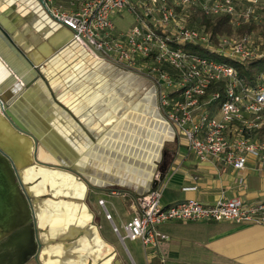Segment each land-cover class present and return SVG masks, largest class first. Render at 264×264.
<instances>
[{
	"label": "crops",
	"instance_id": "crops-1",
	"mask_svg": "<svg viewBox=\"0 0 264 264\" xmlns=\"http://www.w3.org/2000/svg\"><path fill=\"white\" fill-rule=\"evenodd\" d=\"M57 4H63L64 9L71 8L66 0H53V5ZM28 12L32 14V21L27 20L20 24L3 12H0V17L5 20L4 25L8 32L30 55L43 56L41 49L48 46L46 33L50 30V25L31 10ZM115 23L118 30L124 31L131 24V17L127 13H122L115 17ZM59 30L65 31L64 28ZM1 42L0 45L6 48ZM15 60L19 62L18 58ZM100 61L102 63H98ZM41 69L43 77H38L30 86L21 88L22 94L8 106L26 129L36 137L40 143V153L57 158L63 164L72 165L79 171L88 167L92 160L105 159L107 122L122 108L120 102L123 94H129L130 91L138 93V90L130 88L128 74L95 57L87 47L77 42H70L62 54H58L56 59L49 61ZM0 70L6 71L0 79V85L7 92L13 91V88L18 89L17 82L7 83L11 73L1 59ZM24 75L32 77L30 72ZM147 92L127 105V112L131 109L134 111H131L132 118L138 120L142 116L144 119L147 105L144 107L142 103ZM136 105L137 109H133ZM147 108L151 109V105L149 104ZM149 116L153 123L161 125L164 122L171 131V135L163 138L160 145L164 149L166 143L169 146V149H166L169 158L167 168L163 178L156 185L163 189V204L169 205L194 198L209 205L219 198L236 196L246 202L264 201L263 164L249 157L242 170H235L214 159L201 161L188 150L172 125L153 113ZM125 117L127 120L128 113ZM119 119L120 124L125 126L122 124L124 115ZM154 146L155 144L152 148ZM16 151L19 158L24 157L23 150ZM151 154L152 158L157 156L154 151ZM123 155L127 156V153ZM137 156L139 155H136V158ZM141 163L144 164L145 161L142 160ZM98 166L104 172L111 170L110 163L104 165L101 163ZM23 170L24 181L33 183L36 176L34 172L39 170L29 165L24 166ZM45 171L42 170L41 173L44 175ZM152 175L153 172L147 182H135L141 189L138 192L149 189L148 183L151 181L153 184L154 180ZM240 176L244 179L243 183H238ZM43 181V185L48 183L44 178ZM95 182L102 184L108 181L98 178ZM43 185L31 184L28 187L34 195L39 196L44 190L47 191V186ZM136 194L138 193L130 197L133 198ZM41 200L44 203H37L35 206L39 209V218L44 224L42 231L44 236L46 232L51 235L63 233L71 224L78 229L86 230L72 240L78 243L71 248L64 247L65 242L45 243L40 249L39 258L42 264H89L91 263L89 256L100 258L104 255L107 257L102 264L126 263L125 257L118 253L104 235L98 216L95 220L98 227L91 224L92 216L88 214L84 205L64 200L51 202ZM47 203L53 207H48ZM131 205L132 201L129 204L132 214L128 220L133 215ZM88 206L95 212L90 203ZM8 207L11 208L10 205ZM159 228L168 235V239L159 241L156 252L151 248L146 250L143 248L146 264H161V257L165 259L164 264H264V224L169 221ZM112 249L114 252L110 253ZM87 254L89 256L85 257ZM44 255L46 259L43 258Z\"/></svg>",
	"mask_w": 264,
	"mask_h": 264
},
{
	"label": "built area",
	"instance_id": "built-area-1",
	"mask_svg": "<svg viewBox=\"0 0 264 264\" xmlns=\"http://www.w3.org/2000/svg\"><path fill=\"white\" fill-rule=\"evenodd\" d=\"M44 1L95 57L151 81L162 117L199 160L214 159L235 170H242L249 157L264 165V74L249 84L232 65L188 50V45H197L239 62L262 57L264 42L256 46L252 34L212 39L198 16L192 20L191 15H228L234 27L261 24L264 0H66L70 10ZM122 13L131 17L124 31L115 23ZM243 182L240 176L238 183ZM162 190L155 187L133 196V215L122 224V232L105 200H98L122 243L139 240L145 250L156 252L159 241L168 239L159 227L169 221L264 224V201L236 196L209 205L194 198L165 205Z\"/></svg>",
	"mask_w": 264,
	"mask_h": 264
},
{
	"label": "water",
	"instance_id": "water-1",
	"mask_svg": "<svg viewBox=\"0 0 264 264\" xmlns=\"http://www.w3.org/2000/svg\"><path fill=\"white\" fill-rule=\"evenodd\" d=\"M27 9L49 23L50 30L46 33V41L49 47L47 46L41 49L43 51V56L30 55L26 49L16 42L10 32H8L4 25L6 23L5 20L0 17V40L6 45V48L0 45V59L11 73L7 83L17 82L19 85L18 89L13 88V91L9 92L0 85V163L4 166L7 165V167L10 166L11 170L16 173V176L19 177L17 183L21 185L27 198L32 196V192L24 185V166H35V168L39 170L34 172V175H36L35 180L37 178L39 179L38 183H40V185L44 184L41 171L47 170V178L50 179V181L49 184H45L47 186V191L44 190L42 192V195H46L47 192L49 193L45 199L49 200V202H51V200H64L84 205V207L87 208L88 214L92 216L91 224L98 227V224L94 221L95 214L85 201L90 187V177L81 173L72 165L63 164L62 161L57 158L52 157L54 159L52 162L41 159V153L39 151L40 143H38L36 137L26 129L24 124L8 108L9 104L17 98V96L22 94L23 90L21 88H26L38 77H43L42 67L49 61L56 59L58 54H62L70 42L79 43L73 38L72 30L64 26L51 13L44 0H0V12L10 16L17 24L26 22L27 20L32 21V14L28 12ZM61 28H64L65 31H58V29ZM88 46L95 54H100L99 51L94 50L92 45L88 44ZM16 58L19 59V62L15 60ZM98 63H102V61ZM24 72H30L32 77L24 75ZM16 150H23L24 157L19 158ZM166 168L167 163L163 162L159 168V178L153 180V184H151L149 189L156 187L158 181L163 178ZM2 181L4 184L0 183V209L1 211H5L8 205H15L16 210H14L17 215H11L9 217L4 214V216L0 217V229H3L0 235V264H42L39 258L42 245L49 242H65L64 247L71 248L78 243V241L74 242L72 240L76 238L79 233L86 232V230H82L81 228L78 229L75 225L71 224L63 233L51 235L49 232H46V237L44 234L38 236L39 234L34 231L36 227H33V224L37 222L40 224L39 209L36 206L32 207L33 214L31 215V212L29 213L24 207V198L19 200L16 198L17 196L20 198V196L17 195L18 189L15 185V179L13 181L11 179L12 184H14L13 187L8 181ZM63 181L66 185L61 186ZM58 185L61 187H57ZM148 190L138 194L146 193ZM12 193L14 194L9 196V194ZM42 201L43 200L40 201L41 204L44 203ZM34 203H37V200L34 199ZM47 206L53 207L48 205V203ZM45 214L48 216L47 212H45ZM14 219L15 222L11 223L13 225H9ZM113 252L114 249L110 250V253ZM87 256H89V254L85 257ZM89 257L91 259V263L89 264H102L107 256L104 255L100 258H95L93 256ZM43 258L46 259V256L44 255ZM115 263L118 262L115 261Z\"/></svg>",
	"mask_w": 264,
	"mask_h": 264
},
{
	"label": "rangeland",
	"instance_id": "rangeland-1",
	"mask_svg": "<svg viewBox=\"0 0 264 264\" xmlns=\"http://www.w3.org/2000/svg\"><path fill=\"white\" fill-rule=\"evenodd\" d=\"M263 17L264 15L262 16L261 21H263L264 23ZM252 36L254 44L256 46H258L261 41L262 43L264 42V38L260 34H253ZM108 63L112 67L122 70L126 74H128V83L130 85V88L133 87L135 90H138V93H133L132 91H130L129 94H123V98L120 102L122 108L114 114L112 119H109V121L107 122L108 129L105 143V151L107 153V157L105 159L98 158L97 161L96 159L92 160L91 164L88 167L80 171L84 172V174L86 175H90L91 180L93 179L95 181L99 178L101 180H106L109 182H103L102 184L97 182L98 185L100 184V187H102V190L104 191H91L88 199L90 205L94 208L97 216L99 217L100 225L102 231L104 232V235H106L108 240L114 245L118 253L125 257V264H146L141 242L139 240L132 241L129 239H125L122 243L118 236L114 232H112L111 223L105 219L104 212L101 206L98 204V200L101 198L105 200L106 209L111 214L113 222L120 228V231L122 232V224L127 221L129 216L132 214L131 210L129 209V204L132 201L130 195L144 192H138L141 189L137 187V184H135V182H147L152 172V179L159 178V168L162 165L161 159L163 149L160 146L159 148H157V150H155L156 146L152 148V145H156L157 140L161 136V141L159 140V143H161L160 145H162L163 138L167 137L166 135H168V133L171 135V131L167 129L168 126L165 125L164 122H162L161 125H158L150 120L149 114L153 113L152 109L150 108L146 107L144 119L141 118L142 116L139 117L138 120L132 118V112L134 111H132L131 109L132 112L130 110H128L127 112V105L138 100L142 94L144 95V93L148 91V87L146 86V88L143 89L139 88V86L135 82L137 78H141L142 76L126 69L120 68L119 66L114 65L110 62ZM143 78H145L150 83L149 84L147 82L149 86H152V83L149 79H147L146 77ZM156 111L157 114L159 113L161 115L160 111L157 108V104ZM127 113L128 119L126 120L125 115ZM122 115H124L125 118L124 120L122 119L124 122H122V124H125V126L121 125L119 121V117H121ZM164 147L165 150L169 149L167 143ZM152 151L156 152L157 156H155V158H152L151 154L149 162H147L145 158L142 159V157L140 156H137L138 158L134 157L135 153L136 155H142L146 152L152 153ZM125 153H127V156L123 155ZM142 160L145 161L144 164L141 163ZM101 163L102 165L110 163L111 170H106V172L102 171L103 169L98 166V164ZM147 186L148 188L151 187V181ZM110 192H113L114 194H111ZM124 193L127 195L129 194V196H126ZM117 257L120 258L119 255Z\"/></svg>",
	"mask_w": 264,
	"mask_h": 264
},
{
	"label": "trees",
	"instance_id": "trees-1",
	"mask_svg": "<svg viewBox=\"0 0 264 264\" xmlns=\"http://www.w3.org/2000/svg\"><path fill=\"white\" fill-rule=\"evenodd\" d=\"M196 18L198 19V22L204 26L205 30L211 35L212 39H215V37L218 35L229 36L233 34L238 36L244 34H260L264 38V23L256 24L254 22H250L242 24L238 27H234L231 24L230 16L228 15H223L216 18H207L204 16H199V13L197 12H193L191 19L195 20ZM188 50L200 56L210 57L216 61L232 65L236 69L239 77L244 79V81L249 84H253L258 77L264 74V55L259 58L250 59L246 62H239L229 57L217 55L216 53L210 52L197 45H188Z\"/></svg>",
	"mask_w": 264,
	"mask_h": 264
},
{
	"label": "flooded vegetation",
	"instance_id": "flooded-vegetation-1",
	"mask_svg": "<svg viewBox=\"0 0 264 264\" xmlns=\"http://www.w3.org/2000/svg\"><path fill=\"white\" fill-rule=\"evenodd\" d=\"M143 77H141V78H137L136 79V83H137V85L139 86V88H146V86L148 87V92H147V94H146V96L144 97V100L146 101V103H145V106L147 105H151V109H152V112H153V114L154 115H156V116H159V117H161V115L158 113L157 114V111H156V96H155V93H154V90H153V87L150 85L149 86V82L145 79V78H143ZM149 84H148V83ZM146 106V107H147ZM161 119L163 120V121H165L162 117H161ZM167 129L168 130H170L168 127H167ZM161 148L163 149V152H162V163L164 162V163H167L168 161H169V158H168V152L161 146ZM160 148V149H161ZM88 176V175H87ZM11 179H12V181L15 179V185H16V187H17V189H18V194L17 195H19L20 196V198L17 196L16 198L19 200V199H21V198H24V203H25V208H26V210H28V212L30 213L31 212V215L33 214V210H32V207H34L37 203H40V201H41V199H45L46 198V196H48L49 195V193L47 192L46 193V195H42V192H41V194L39 195V196H37V195H34V193L32 192V196H30L29 198H27L26 197V194H25V191L21 188V185L19 184V183H17L18 182V180L17 179H19V177H17L16 176V173H14L12 170H11V167L10 166H8L7 167V165H2L1 163H0V183H2V184H4L3 183V181L2 180H4V181H8L9 182V184L11 183L12 184V181H11ZM20 180H21V177H20ZM38 178L36 179V180H34L33 181V183H30V182H25L24 180V185L26 186V187H28V186H30L31 184L32 185H35V186H37V185H39L40 186V183H38ZM101 184V183H100ZM100 184L98 185V183H96L93 179L92 180H90V187H89V189H88V192H87V196H86V198H85V201H86V203H87V205L89 204V201H88V199H89V195H90V193H91V191H100V190H102V187H100ZM7 185V184H6ZM13 185L14 184H12L11 186L13 187ZM28 190H29V187H28ZM30 191V190H29ZM16 193H17V190H16ZM14 193H12V194H9V196L10 195H13ZM22 195V196H21ZM34 199L35 200H37V203H34ZM12 202H14V201H12ZM20 202V201H19ZM17 204V203H16ZM7 207V206H6ZM90 208V207H89ZM16 210V207H15V205L14 206H11V208L10 207H7L6 208V210L5 211H1V209H0V211H1V213H2V216H4V214L6 215V216H13V215H17L16 214V212H15V210ZM91 209V208H90ZM37 210V209H36ZM92 210V209H91ZM93 211V210H92ZM94 214H95V217H94V221L96 220V218H97V215H96V213L94 212ZM15 222V219L14 220H12L10 223H9V225L11 224V223H14ZM40 222V224H38V222L36 223V224H33V227H36V230H35V228H34V231H36V233L37 234H39L38 236H40L41 234H42V231H43V224H42V222L41 221H39ZM11 225H13V224H11ZM2 230L3 229H0V235H1V233H2ZM43 246V245H42ZM42 248V247H41Z\"/></svg>",
	"mask_w": 264,
	"mask_h": 264
},
{
	"label": "bare ground",
	"instance_id": "bare-ground-1",
	"mask_svg": "<svg viewBox=\"0 0 264 264\" xmlns=\"http://www.w3.org/2000/svg\"><path fill=\"white\" fill-rule=\"evenodd\" d=\"M5 72L6 71H1L0 70V79L1 78H3V76L5 75ZM145 103H146V101L144 100V102L142 103V105H145ZM142 105H141V107H142ZM115 108V107H114ZM135 109H137V105L134 107ZM133 108V109H134ZM165 124V123H164ZM166 125V124H165ZM129 128V127H128ZM169 128V127H168ZM167 137L168 136H170V134L168 133V135H166ZM161 141V140H160ZM160 144L161 143H158V144H156L155 146H156V148H155V150H157V148H159L160 147ZM138 149V148H137ZM137 153H138V150H137ZM136 154V153H135ZM47 156V157H46ZM140 157H142L143 159L145 158V160L147 161V162H149V160H150V156H151V152L149 153V152H146L145 154H142V155H139ZM41 159H43V160H45V161H49V162H52V161H54V159L50 156V155H46L45 153H42L41 154ZM134 157H136V155H134ZM69 161V160H68ZM47 171V170H46ZM46 171L44 172V175H43V178L46 180V181H48V183H49V181H50V179H48L47 177H48V174L46 173ZM144 182V181H143ZM142 182V183H143ZM62 184L63 185H66L65 184V182L63 181L62 182ZM61 184V186H63ZM60 185H58L57 187H61ZM70 187V186H69ZM72 187V186H71Z\"/></svg>",
	"mask_w": 264,
	"mask_h": 264
}]
</instances>
